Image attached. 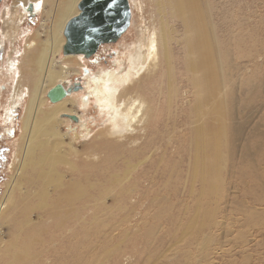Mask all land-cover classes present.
I'll return each instance as SVG.
<instances>
[{
	"label": "rangeland",
	"instance_id": "obj_1",
	"mask_svg": "<svg viewBox=\"0 0 264 264\" xmlns=\"http://www.w3.org/2000/svg\"><path fill=\"white\" fill-rule=\"evenodd\" d=\"M16 1L0 5V36ZM160 2L165 22L175 31L171 75L166 71L164 76L168 66L163 63L160 72L146 80L153 110L145 127L127 136L110 134L109 114L94 99L76 109L82 121L62 114L67 120L65 140H74L78 149V154H70L78 169L58 168L67 177L64 184L79 179L85 193L65 199L59 190L52 191L50 205L54 209L59 203L65 210L32 214L35 221L37 213L44 216L33 225L37 232L27 238L33 254L29 264H264V0H198L210 29L206 34L214 50L219 102L224 104L223 129L206 121L209 132L204 136L193 128L198 100L195 77L186 68L185 25L173 17L167 0H134L126 32L85 57L83 64L92 73L118 65L128 68L140 27L149 21L159 26ZM42 21L41 12L24 15L18 38L0 44L3 112L17 86L18 75L8 68L12 47L23 51L25 39ZM60 56L65 57L63 49L59 64ZM70 80L62 84L83 85L84 72L72 74ZM21 81L18 89L28 94L14 123L0 121V198L15 165L33 92L31 75L23 74ZM11 231L5 222L2 241ZM10 257L1 253L0 264H9Z\"/></svg>",
	"mask_w": 264,
	"mask_h": 264
},
{
	"label": "bare ground",
	"instance_id": "obj_2",
	"mask_svg": "<svg viewBox=\"0 0 264 264\" xmlns=\"http://www.w3.org/2000/svg\"><path fill=\"white\" fill-rule=\"evenodd\" d=\"M80 1L17 0L14 3V10L7 12L8 19L4 20L6 27L0 36V44H3L4 39L18 38L24 15L33 17L39 12L43 13L40 28L25 39L24 50L13 46L10 52L8 68L18 76L17 86L11 96L12 101L8 103L5 112L2 109L4 107L0 95V121L12 124L18 106L25 94H28L18 89L22 86L23 74L28 73L34 80L33 92L29 91L31 97L23 116V132L17 146L15 165L13 163L11 166L10 180L0 198V254L3 252L10 254L9 264H29L32 259L33 254L28 248L27 238L31 232L35 233L38 228L33 225L44 216L37 213L35 221L32 217L34 212L43 211L49 214L48 209L53 212L59 208L65 210L59 203L54 209L50 205L49 197L52 191L59 190L60 196L65 199L79 197L85 193V187L79 179H73L71 184H64L67 177L58 168L66 165L73 171L78 169L70 157V154H78V149L74 140L70 142L65 140L63 127L67 120L62 118V114L71 113L70 115L82 121V115L76 109L89 106L94 99L98 102L100 110H106L109 114L108 120L113 126L110 134L127 136L139 126L145 127L153 110V97L150 92L145 91L146 80L156 76L163 63L168 66L164 76L166 71L168 76L171 75L170 41L175 31L165 22L161 2L159 12L162 18L159 26L154 21H149L140 27L136 46L130 50L128 68L118 65L112 69L92 73L83 64L85 58L83 54H69L64 58L60 56L61 63H65V66L59 64L57 57L66 42L64 28L69 19L80 13L78 8ZM129 2L133 12L134 0ZM30 4L34 6L33 11L28 8ZM166 6L173 17L182 20L185 25L183 41L184 54L187 58L186 68L195 77L194 94L198 100L193 106L195 111L194 109L192 111L194 132L200 136L208 133L206 121L217 123L219 129H223L224 104L222 107L219 102L220 83L216 73L214 50L207 39L206 31L210 29L203 8L198 0H167ZM24 32L26 31L23 30ZM82 72L85 81L81 92L84 91L85 95H81V92L72 94L70 91L57 102L49 99L50 89L59 83H70L72 74ZM10 78L12 79V74ZM160 88L163 90V87ZM2 92L0 84V94ZM30 188L33 190L31 193ZM5 222L13 231L8 240L2 241ZM27 230L29 232L26 234Z\"/></svg>",
	"mask_w": 264,
	"mask_h": 264
},
{
	"label": "water",
	"instance_id": "obj_3",
	"mask_svg": "<svg viewBox=\"0 0 264 264\" xmlns=\"http://www.w3.org/2000/svg\"><path fill=\"white\" fill-rule=\"evenodd\" d=\"M3 0H0V5ZM33 11L34 6L29 5ZM80 13L73 16L64 28L66 42L63 54H83L86 58L93 56L104 44L116 43L129 28L132 12L129 0H81L78 3ZM82 88L75 82L67 88L59 83L48 92L52 102L63 99L70 91ZM74 121L77 117L64 114Z\"/></svg>",
	"mask_w": 264,
	"mask_h": 264
},
{
	"label": "flooded vegetation",
	"instance_id": "obj_4",
	"mask_svg": "<svg viewBox=\"0 0 264 264\" xmlns=\"http://www.w3.org/2000/svg\"><path fill=\"white\" fill-rule=\"evenodd\" d=\"M13 126V125H12Z\"/></svg>",
	"mask_w": 264,
	"mask_h": 264
}]
</instances>
